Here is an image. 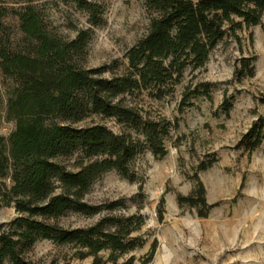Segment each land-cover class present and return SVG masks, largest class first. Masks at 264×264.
<instances>
[{"label": "trees", "instance_id": "obj_1", "mask_svg": "<svg viewBox=\"0 0 264 264\" xmlns=\"http://www.w3.org/2000/svg\"><path fill=\"white\" fill-rule=\"evenodd\" d=\"M63 1L86 12L91 25L103 23L100 3ZM144 2L157 14L148 33L126 52V71L106 77V68L85 66L91 28L66 38L51 28L38 0H0V69L14 84L6 118L15 121L8 137L0 135V205H14L17 212L2 225L0 264H36L28 252L42 239L77 246L80 260L92 257L90 263L66 264H118L119 254L142 247L145 239L133 236L145 224L142 214H112L119 201L95 205L85 199L94 183L110 171L136 180L132 162L143 151L167 154L171 123L146 117L128 96L143 91L166 96L188 67L206 65L227 32L226 24L239 18L237 25H258L264 14V0ZM9 17L18 20L23 47L15 45L16 34L5 21ZM94 115L115 118L136 136L102 123L80 124ZM263 141L264 120H260L240 144L253 151ZM74 155L71 169L63 159ZM177 200L181 206L197 207L203 217L213 206L200 179L191 194L178 195ZM105 210L107 214L87 227L59 223L69 211L93 216ZM156 246L155 242L149 260ZM106 250L111 251L108 258L100 255ZM133 260L123 264H134Z\"/></svg>", "mask_w": 264, "mask_h": 264}, {"label": "rangeland", "instance_id": "obj_2", "mask_svg": "<svg viewBox=\"0 0 264 264\" xmlns=\"http://www.w3.org/2000/svg\"><path fill=\"white\" fill-rule=\"evenodd\" d=\"M104 8V21L91 25L86 12L63 0H38L51 28L66 38L91 28L87 68H106L105 76L126 71L125 57L149 31L157 15L144 0H91ZM21 41L16 18L6 20ZM226 24L227 32L211 51L206 65L188 67L169 94L155 97L152 91L128 96L149 118L171 123L166 137L167 154L145 150L132 162L136 180L113 170L98 179L86 201L101 205L120 204L109 213L142 214L145 224L133 233L145 239L142 247L119 254L118 264L134 257V264H264V141L250 151L241 140L251 127L264 120V14L258 25ZM13 82L0 69V135L8 137L15 121L6 118ZM227 108L230 110L227 111ZM102 123L115 132L136 133L115 118L94 115L82 123ZM77 155L64 158L75 169ZM204 165L207 169L201 170ZM199 179L213 205L208 216L197 207L181 206L178 195H189ZM108 210L93 216L69 211L59 219L67 228L87 227ZM17 216L14 205H0L2 225ZM157 243L152 260L149 254ZM75 245H60L50 239L38 241L28 252L36 264L90 263L80 260ZM111 251L101 252L108 258ZM114 264V263H109Z\"/></svg>", "mask_w": 264, "mask_h": 264}]
</instances>
